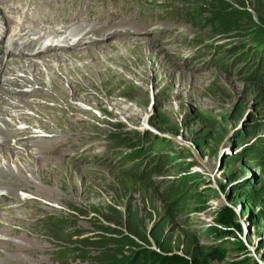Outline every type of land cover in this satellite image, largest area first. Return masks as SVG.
<instances>
[{
    "label": "rangeland",
    "instance_id": "rangeland-1",
    "mask_svg": "<svg viewBox=\"0 0 264 264\" xmlns=\"http://www.w3.org/2000/svg\"><path fill=\"white\" fill-rule=\"evenodd\" d=\"M65 1L77 7L64 9ZM220 1L236 8L239 2L243 5L240 20L225 33L215 31L217 23L202 26L214 19L209 5ZM19 2L0 6V29L5 26V32V18H13L3 46L10 41L28 45L42 35L41 30L57 23H61L57 29L46 31H58L63 25L67 32L88 41L101 35L102 30L119 25L121 29L146 30L151 34H129L128 39L116 36L86 46L95 49L118 43L121 38L137 39L142 44L157 41L153 44L157 49L160 44L165 47L159 46V50L179 55L178 59L172 53L168 55L172 64L183 65V61L192 59L194 66L179 68L194 72L202 85L191 87L193 80L188 85L178 79L177 86L187 96L194 95L193 89L198 88L200 97L195 102L182 97L167 99L161 91L165 86V70L161 67L149 85H140L135 92L124 89L123 93L134 97L130 98L132 102L124 103L126 99L118 97L119 91L110 86L86 81V87H80L74 78L65 77L57 69L47 71L41 65L48 64L47 56L52 54L67 58L72 71L82 63L76 61L73 66L75 62L69 57L74 52L70 51L86 47L41 51L22 57L26 59L3 56L0 92L6 91L7 96L2 95L0 103L7 100V104L0 108V132L28 128L31 133L13 130L15 133L4 141L12 148L0 149V169L11 172L0 174V194L12 197L0 200V264H99L106 251L119 258L143 248L157 250L159 244L163 250L187 255L205 256L211 247L220 249L221 259H207V264H235L239 260L264 264V51L253 47V43L259 44L257 29L260 18H264V0H40L38 5L53 21L35 24L40 33L34 38L30 30L35 25L27 22L21 28L28 32H19V21L9 11V6ZM22 5L17 14L24 23L25 13H31L28 17L33 18V7ZM53 6L63 8L64 12L56 17L61 22L54 19L56 15L50 11ZM86 7L88 10L82 12ZM72 18L75 21L67 22ZM163 28L171 30L169 36L158 33ZM10 44L8 49H12ZM221 44L223 49L218 50ZM232 45L234 50L226 51ZM237 55L240 61L234 64L231 58ZM10 58L25 63L6 62ZM36 62L39 71H31L27 65ZM51 64L56 68V63ZM201 64L209 65L199 68ZM257 65L262 74H255ZM219 67L242 72L237 75ZM52 72L59 78L65 96L58 95L60 92L50 84ZM142 101L147 106L137 118L134 114L144 108ZM165 103L172 104L174 110L169 112ZM131 106L133 119L115 110ZM40 139H54L53 144H57L56 148L46 144L50 152L46 156L50 157L39 163L30 143ZM113 143L118 147L114 148ZM51 150L58 151L52 154ZM197 157L207 166L198 164ZM215 158H219L217 162L221 160L218 166L224 171L225 184L219 194L209 180L205 182L191 168L196 164L204 170H214L217 162L212 166L207 162ZM141 163L143 168L137 166ZM39 164L52 167L50 174L43 176L49 185L28 172L27 167L37 172ZM137 169H142L139 175L135 173ZM223 180L215 182L220 185ZM37 190L47 191L41 195ZM209 201L217 202L215 209L208 206ZM220 207L231 210L237 227H223L215 220ZM124 235L132 242H124Z\"/></svg>",
    "mask_w": 264,
    "mask_h": 264
},
{
    "label": "bare ground",
    "instance_id": "bare-ground-1",
    "mask_svg": "<svg viewBox=\"0 0 264 264\" xmlns=\"http://www.w3.org/2000/svg\"><path fill=\"white\" fill-rule=\"evenodd\" d=\"M16 2V1H21L19 2L20 5L23 6H26V4H28V7H33V9L31 10L32 11V15H33V18L32 17H28V15L31 13H25V16H23L25 18V21L24 23L26 24L27 22H30L31 24L33 23V26L35 24H38L39 21H44V23H47V24H51L52 23V17H50L51 15H46L45 13H43L44 10H42L40 8V6L38 5V3L40 4L42 1L44 0H0V6L7 3V2ZM58 2V1H57ZM63 2V1H62ZM49 3V2H48ZM13 4V3H12ZM17 4V3H16ZM46 4V3H45ZM14 5V4H13ZM19 5V6H20ZM63 5V4H62ZM73 5L72 7L76 8L77 6L75 4H72V3H67L66 1L64 2V5H63V8L66 9L67 7L71 8L70 6ZM21 6V7H22ZM48 6V4H47ZM51 6V5H50ZM3 7V6H2ZM2 7H0V14L2 12ZM8 7V6H7ZM10 7V6H9ZM17 7V6H16ZM27 7V6H26ZM2 8V9H1ZM49 8V7H48ZM62 7H56V6H53L51 7L50 11L52 14L56 15L54 19H56L57 15L60 16L62 12H64ZM17 9V8H16ZM77 10V9H76ZM88 10V8L86 7L84 11ZM4 11V10H3ZM10 11V10H9ZM27 11V10H26ZM47 11V10H46ZM45 11V12H46ZM49 11V10H48ZM73 11V10H72ZM79 11V10H78ZM18 12V11H17ZM30 12V11H28ZM81 12V13H82ZM7 13V11L5 12ZM23 13V12H22ZM48 13V12H47ZM69 13V12H68ZM3 14V12H2ZM1 14V15H2ZM10 14V13H9ZM19 14V13H18ZM49 14V13H48ZM73 16V15H72ZM2 17V16H1ZM63 17V16H62ZM94 17V16H93ZM85 18V16H84ZM83 18V19H84ZM13 19V18H12ZM96 19V18H95ZM4 20V19H3ZM4 24L6 25V31L4 32L3 30L0 31V45L2 44V41L4 39V36L5 34L7 33V25L8 23L10 22V19L9 18H5L4 20ZM55 21V20H54ZM56 21H60L61 20H57ZM72 21H75L72 19H69L67 22H72ZM79 21V20H78ZM81 21V20H80ZM43 23V22H42ZM11 24V23H10ZM58 24H61V23H57L55 25H58ZM86 25V24H85ZM102 25V24H101ZM108 25V24H107ZM9 26V25H8ZM13 26V25H12ZM38 25H35V29L37 28ZM51 26V25H50ZM84 26V25H83ZM120 26V25H119ZM119 26H117L116 28L113 27V29H105V30H102V33L101 35L99 36H92L91 37V40H87L88 38L86 39H82L81 35L77 34V33H73V32H69L66 33V30L64 29H58V31L56 29H52L50 31H42V35L35 41H33L32 39L30 40V42H28L29 44L28 45H25V44H21V45H18L17 43L15 42H11L10 44V47L12 49H8L9 47H4L3 45L0 46V75L1 74H4V73H1L2 72V68H3V64H2V58L3 56H5L7 54V58L9 59V56L12 55H15V56H18L20 57L21 59H26V58H22L24 57V55H27V54H38V52H41V51H55V50H64V49H68V48H84L86 47L87 49L85 50H78L76 51H70V52H74L73 55H70L69 57V60H71L72 62H75V64L73 66H76V61H80L82 63V66L80 67H75L74 70L70 71L69 70V66H67V63H66V60H68L67 58L66 59H60L58 56H47L50 58V61L48 62V64H46L45 62H43V64H41L47 71L51 70V69H57V72H60L62 73V75H65V77L69 78H74L76 81H78V85L81 87V85L83 87H86L84 86V82L88 81L90 84H92L93 82H96V81H99V83L102 85V86H105L106 88L109 87V88H112L113 90H117L119 91V95H117L118 97H122L124 99H126L124 101V103H130L132 101H130V98L132 94H130L129 96H127V93H123V90L126 88H130L131 91L135 92L136 90L140 89V85L144 86L145 83H149L151 81H153V77L155 76L156 72L158 69H161L162 67V70H165L164 72V83H165V86L163 87V89L161 90L163 92V94L166 95V98L168 99H172L174 100L175 98H178V99H181V97L184 99H187V101H194L195 102V99L196 98H199L200 97V92L198 91V88L197 89H193L195 90V93L194 95H189L187 96L184 91L179 88L177 85H178V79H183L187 82V84H191L190 82L193 80L192 84H191V87H193L194 85L195 86H201V81L202 80H199V77L198 76H195L193 73L194 72H191V71H188V70H183V69H180L179 67L181 68H185L187 69V67H192L194 65H191L192 63V59H188L186 62L183 61L182 64H179L178 62H176V59L173 58V60L176 62H174L176 65L172 64L168 58V55L170 56V52L169 50L167 49H163L161 48L159 50V46H161L160 44L158 45V49L156 48V46H154L153 44L154 43H157L152 41V42H147V43H141V41H138L137 39H132L133 41H125L126 39L124 38H121L123 40L119 41L118 43L115 42V44H104L100 47H96L95 49L93 48H88L86 45L88 43H97V42H104L106 40H109V39H113L115 38L116 36H126L125 38H129V34H133V35H140V36H144V35H141V34H151V33H148V31L146 30H129L127 28H120ZM11 27V26H10ZM24 27V26H23ZM30 27V26H29ZM28 27V28H29ZM33 28V27H32ZM79 28V27H78ZM85 28V27H84ZM103 28V27H102ZM5 29V28H4ZM25 29V28H23ZM23 29L21 28L20 31H23ZM30 29V28H29ZM11 30V29H10ZM13 30V28H12ZM37 30V29H36ZM40 30V29H39ZM81 30V29H80ZM32 31V30H30ZM65 32L68 36L72 37L74 40H73V43L71 44H65L64 46H55L53 43L55 40H52L48 43V45H45L44 44H41L43 43L41 40H44V35L48 32V33H58V32ZM79 31V30H78ZM90 31V30H89ZM171 30L169 28H163V29H160L159 30V34L160 35H165V33H167V36H169V32ZM20 34V33H19ZM11 35V34H10ZM9 35V36H10ZM15 35V34H14ZM18 35V34H17ZM30 35V34H29ZM39 35V34H38ZM23 36V35H22ZM87 36V35H86ZM29 37V36H28ZM37 37V36H36ZM150 37V36H149ZM8 38V37H7ZM12 38V37H11ZM21 38V36L19 37ZM141 38V37H140ZM18 39V38H17ZM24 39V38H23ZM11 40V39H10ZM141 40V39H140ZM158 40V39H157ZM20 42V41H19ZM27 44V43H26ZM57 44V43H56ZM33 46H38L37 48H39L38 50L36 49V51H34L35 49H33ZM237 46V45H236ZM240 44H238L237 47H239ZM161 47H165V46H161ZM234 47L235 45H232L228 48H226V51L228 52H231L234 50ZM218 50H222L223 49V44L221 45H218L217 47ZM96 50L99 51V53L96 52ZM166 51V52H165ZM46 52V53H47ZM65 52V50L63 51ZM69 52V53H70ZM42 53V52H41ZM45 53V52H44ZM77 53V54H75ZM71 54V53H70ZM173 54V53H172ZM177 59L179 57V55H176L175 53L173 54ZM43 56V55H42ZM30 58V57H29ZM8 59H6V62H11L13 64H16V65H24L25 61L23 60H18V59H12L10 58V61H8ZM31 60V59H30ZM231 61L232 63L234 64H237L239 61H240V56L237 55V56H234L231 58ZM52 62L56 63V68L51 64ZM171 63V64H170ZM209 65V64H208ZM208 65H204V64H201L199 66V68L201 66H205V67H208ZM29 66L28 68L31 69V71H39L40 69V65L36 62V64H32V65H27ZM223 67V66H222ZM197 68V67H196ZM222 71L224 72H228V71H225L224 69H222L221 67H219ZM190 69V68H189ZM179 71V73H178ZM4 72V71H3ZM13 72V71H12ZM235 73V74H239L241 73L242 71H239V72H234L233 70L228 72V73ZM38 73V72H36ZM6 74V73H5ZM12 74V73H10ZM159 74V72H158ZM161 74V73H160ZM163 74V73H162ZM79 77H78V76ZM4 76V75H3ZM15 76V75H14ZM1 77V76H0ZM51 80V81H50ZM50 84L52 85L53 89L55 91H59L60 93L59 94H62L65 96L66 91L61 88V85H60V81H59V78L57 77V75L55 73H51V79H50ZM190 80V82H189ZM196 80V82H195ZM205 80V79H204ZM260 80V78L258 79ZM135 82L137 84H135ZM13 85L16 83V79L14 81L11 82ZM77 83V82H76ZM87 83V82H86ZM10 84V83H9ZM150 84V83H149ZM148 84V85H149ZM264 84V83H263ZM11 85V84H10ZM18 85V84H17ZM50 85V86H51ZM146 86V85H145ZM80 87H74V90L75 91H79L80 90ZM90 87V86H89ZM104 88V87H103ZM92 89V87H91ZM6 92V91H5ZM5 92H0V100L1 98H3L2 95H6ZM141 92V91H140ZM161 92V93H162ZM7 93H9L7 91ZM44 95V94H43ZM7 96V95H6ZM75 96V95H74ZM54 97V96H53ZM50 97H48V100H55V98H51L49 99ZM134 98V97H133ZM132 98V99H133ZM165 98V99H166ZM9 100V99H8ZM65 100V99H64ZM135 100V99H134ZM175 101V100H174ZM141 102V100H140ZM143 106L144 108L142 109H138L136 111V114L134 115H137V118L141 117L142 116V112L144 109H146V106L147 104L145 102H143ZM7 104V100H4V102L2 101L0 103V108L4 105ZM138 103H135L134 105H136ZM142 105V104H140ZM163 105H166V108H168L167 110L170 112V109L171 110H174L172 108V104L167 105L166 103L163 104ZM162 105V106H163ZM69 106V105H68ZM133 106V105H132ZM132 106L127 108V109H123V108H119V109H115V110H118V113L119 115H122V116H126V118H132L133 119V114L131 113V109H132ZM139 107V106H138ZM113 108H117L116 106L113 107ZM77 109V108H76ZM179 109V108H178ZM2 110V109H1ZM134 110V109H133ZM180 110V109H179ZM18 111V110H17ZM37 111V110H36ZM42 111V110H41ZM66 111H69L68 109L65 110ZM39 112V111H37ZM64 112V113H65ZM145 112V111H144ZM143 112V113H144ZM45 113V112H44ZM78 113V112H77ZM39 115H44V114H39ZM90 117V116H89ZM88 117V118H89ZM24 118V117H23ZM30 118V117H29ZM91 119V118H90ZM8 126V125H7ZM8 131L6 132V134H2V132H0V137H3L2 139V142L0 143V145L2 146V148L0 149H3V147H7V149L9 148H12L10 145H8L7 143H5V139L8 138L9 135L15 133L14 131L16 132H24L25 134H29L31 133L28 128H25L23 130H14V129H7ZM14 130V131H13ZM42 130V129H41ZM53 132V131H52ZM50 133V131H49ZM23 134V133H22ZM19 135V134H18ZM30 137V136H29ZM33 137V136H32ZM38 139V138H37ZM56 139V138H55ZM7 140V139H6ZM9 140V138H8ZM5 141V142H4ZM53 141L54 139L52 140H43V139H40V140H35L33 142L30 143V146H32V148L34 150H31V152L35 155V159L36 162H41V160L43 158L46 157V159H49L50 156H46L48 153H50L49 151L46 150L47 146L46 144H53ZM60 141V140H59ZM64 142V141H63ZM55 143V142H54ZM60 143V142H59ZM28 144V143H27ZM27 144H25L26 146H28ZM57 144V143H56ZM56 144H53L55 146H53V148H56ZM48 145V146H49ZM24 146V145H23ZM29 147V146H28ZM44 147V148H43ZM51 147V146H50ZM60 147V146H59ZM58 147V148H59ZM6 149V148H4ZM59 150V149H58ZM58 150H55V151H52V154H56V151ZM8 152L11 153V151L9 150ZM18 154V152H17ZM198 158V157H197ZM60 159V158H58ZM217 159L219 158H215L213 160L211 159H208V165H216V162H217ZM212 161V162H211ZM214 161V162H213ZM196 162L198 164H201L202 166H207L205 164V162L201 159H196ZM203 162V164H202ZM219 164H221V160H219ZM218 164V165H219ZM39 168L37 169V172H35L34 168L33 167H27L28 169V172L29 173H32L34 176L35 174L38 175L39 179L41 181H44L43 183L45 185H49L47 181H45L43 179V176H45L44 174L46 172H49L48 175L50 174V170H51V166L50 165H45V166H40V164L38 165ZM207 169V168H206ZM217 170H220V176L217 177L219 180H223L222 177L224 175V171L222 172L221 168H218L216 169ZM194 172H197V171H194ZM0 174H5V175H10L11 172L9 169H0ZM41 183V182H40ZM1 184V183H0ZM26 185V184H25ZM8 187V189H13L11 185H6ZM10 186V187H9ZM28 188H32L31 186L27 185ZM42 187V186H41ZM17 188V187H16ZM48 190V189H47ZM47 190H37L38 192L42 194H44L45 191ZM5 191H3L4 193ZM39 193V194H40ZM2 196V198H1ZM44 196V195H43ZM48 196V195H47ZM45 197V196H44ZM3 198H7L9 200L12 199L11 196L9 195H0V200H5ZM14 198V197H13ZM211 203H214L212 201H209ZM215 205H217V202L214 203ZM20 208V207H19ZM211 208V207H210ZM23 210V209H22ZM19 211V210H18ZM22 212V211H21ZM6 231V230H5ZM24 235V234H22ZM21 236V235H20ZM23 240L24 238H26L25 236H22L21 237ZM1 239V238H0ZM2 241H0V244H1ZM26 243V242H25ZM19 247H21L22 245H18Z\"/></svg>",
    "mask_w": 264,
    "mask_h": 264
},
{
    "label": "trees",
    "instance_id": "trees-1",
    "mask_svg": "<svg viewBox=\"0 0 264 264\" xmlns=\"http://www.w3.org/2000/svg\"><path fill=\"white\" fill-rule=\"evenodd\" d=\"M238 5L239 8H236L232 4L223 1L209 5L213 10L212 16L214 17V19L207 20V22L205 24H202V26L217 23L218 27L215 29L216 32H229L234 26H236V22L240 20L241 13H244L241 11L243 7L242 3L239 2ZM260 23L261 25L257 29L259 34V44L256 45L257 43H253V47H255L256 49L257 47H261L264 51V18H260ZM257 73L262 74V70H258V65L255 67V74ZM142 165L144 166V163L137 164L138 167ZM187 167L188 165H186V169ZM135 173L136 175H139L141 171H139L138 173L137 169ZM215 220L223 227L228 225L237 227L233 220V214L227 207L219 208ZM123 241L127 243L132 242V240L126 235H124ZM157 247V250L151 248H143L138 250V252H132V254L128 256H120L119 258H115L114 253H109L108 251H106L102 256H100L99 264H207V259L215 260L221 259L222 257L221 250L212 247L210 248V252L205 256L200 253L187 255L172 252L167 249L163 250V246L160 244ZM235 264H246V262L243 260H239L236 261Z\"/></svg>",
    "mask_w": 264,
    "mask_h": 264
},
{
    "label": "clouds",
    "instance_id": "clouds-1",
    "mask_svg": "<svg viewBox=\"0 0 264 264\" xmlns=\"http://www.w3.org/2000/svg\"><path fill=\"white\" fill-rule=\"evenodd\" d=\"M218 164L219 161L217 162V165L215 166V168H218ZM193 171H197V174L199 175V177L204 180L205 182H207L208 180L212 183L210 184V186L214 189V191L219 194L220 193V189H223L224 186V180H223V184L218 185L215 181H218L219 179L217 178L219 175V170H215V172H213L214 170L210 169V170H204L202 169L199 165L193 164L192 167ZM200 169L203 170V174L200 172ZM209 173V175H208ZM229 176V175H228ZM226 181V180H225ZM215 203V201H213ZM210 204H208V206H210L212 209L216 208V205L214 203L209 202Z\"/></svg>",
    "mask_w": 264,
    "mask_h": 264
}]
</instances>
